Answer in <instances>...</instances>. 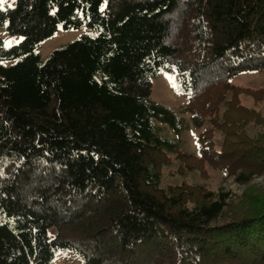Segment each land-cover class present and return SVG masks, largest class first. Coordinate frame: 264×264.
<instances>
[{
	"label": "trees",
	"instance_id": "16d2710c",
	"mask_svg": "<svg viewBox=\"0 0 264 264\" xmlns=\"http://www.w3.org/2000/svg\"><path fill=\"white\" fill-rule=\"evenodd\" d=\"M59 27L84 32L41 60ZM0 29V264H264V197L228 216V191L161 185L172 159L264 172V116L240 103L264 89L231 82L264 71V0H14ZM161 72L197 156L150 98Z\"/></svg>",
	"mask_w": 264,
	"mask_h": 264
},
{
	"label": "rangeland",
	"instance_id": "374dc122",
	"mask_svg": "<svg viewBox=\"0 0 264 264\" xmlns=\"http://www.w3.org/2000/svg\"><path fill=\"white\" fill-rule=\"evenodd\" d=\"M14 0H5L2 6H12ZM84 30H64L61 27L57 29V32L53 34L49 39L43 41L38 46V53L40 59H45L48 54L56 48H59L76 39ZM0 37L3 38L6 44H11L17 41L16 37L7 36L0 29ZM234 85L251 90L264 89V71L262 72H245L240 73L232 78L231 81ZM151 94L152 101L169 107L174 110L185 122V130L182 131L180 136V147L183 152L198 155L197 148V136L200 130L194 128L190 121V116L187 112L182 110L187 97L180 94L175 89L174 74L169 72H161L158 77H155L151 81ZM261 97V96H260ZM240 103L247 107H252L255 110L262 113L264 116V94L261 100L256 101L249 94H242L240 96ZM248 133L252 134L253 125L249 124L247 128ZM213 140L216 143L215 149H218V144L221 140L220 133L217 131L214 133ZM192 163L194 167H185L183 169L179 166L177 160L172 159L170 164L164 166L161 170L163 187L170 185H180L182 183L188 186L202 187L207 191H228L231 194L230 206L225 214L229 216L230 213H234L233 210H240L251 207L250 198H263L264 197V172L259 174L256 170L250 175V179L245 183H238L234 179L236 174L225 176L219 167H212L207 162H199L197 160ZM49 237L54 236V229L51 228L48 231ZM53 264H80L77 257L71 252H57L55 254Z\"/></svg>",
	"mask_w": 264,
	"mask_h": 264
},
{
	"label": "snow or ice",
	"instance_id": "6c2138e0",
	"mask_svg": "<svg viewBox=\"0 0 264 264\" xmlns=\"http://www.w3.org/2000/svg\"><path fill=\"white\" fill-rule=\"evenodd\" d=\"M5 3V0H0V6H2Z\"/></svg>",
	"mask_w": 264,
	"mask_h": 264
}]
</instances>
